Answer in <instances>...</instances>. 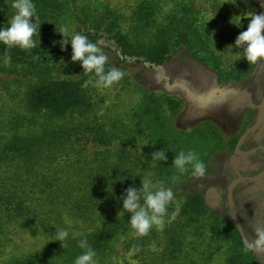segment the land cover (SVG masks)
<instances>
[{"label":"trees","instance_id":"16d2710c","mask_svg":"<svg viewBox=\"0 0 264 264\" xmlns=\"http://www.w3.org/2000/svg\"><path fill=\"white\" fill-rule=\"evenodd\" d=\"M249 2L229 0V11ZM34 3L41 23L39 46L24 51L0 44V74L30 76L37 81L24 102L25 116H15L0 126V264H74L83 251L78 246L82 238L97 252L99 264H115L114 257L123 255L120 246L137 264H214L220 252L226 264H255L252 252L243 251L245 244L232 221L210 212L202 194L174 189L183 186L189 175L173 183L170 160L151 163L139 151L134 156L128 149L138 148L142 139L155 141L158 136H153L149 125L159 124V119L170 121L181 111L182 101L138 88L142 100L134 108L135 119H130L133 128L125 116H99L85 88L95 77L71 60L70 44L61 50L59 43L63 37L57 30L61 20L69 17L72 32L86 35L108 57L106 71L114 66L126 72L116 85L134 92L137 88L129 73L136 65L156 69L181 47L190 54L201 51L202 44H194L188 10L181 9L178 0H136L131 27L125 31L122 16L110 4L96 15L89 0ZM10 8L0 1V27L8 26L14 13ZM9 56L11 62L6 65L4 58ZM58 72L74 78L55 81L53 75ZM220 75L225 72L218 71ZM142 109L145 116L139 119ZM205 126L203 138L214 149L234 146H224L218 131ZM88 141L105 150L87 157L76 144ZM169 144L174 148V143ZM114 145L118 147L111 149ZM147 172L153 180L173 187L182 204L177 219L169 220L163 231L153 228L147 236L136 237L128 214L119 213L121 198L128 187L139 188ZM173 211L170 206V216ZM64 228L70 233L66 248L50 241L40 250L6 254L14 248L15 236L54 239L55 229Z\"/></svg>","mask_w":264,"mask_h":264},{"label":"rangeland","instance_id":"374dc122","mask_svg":"<svg viewBox=\"0 0 264 264\" xmlns=\"http://www.w3.org/2000/svg\"><path fill=\"white\" fill-rule=\"evenodd\" d=\"M0 1L6 2L7 7L11 9L12 0ZM228 2L229 0H178L180 8L188 10L187 17L189 25L192 26L194 44H202V49L193 50L190 54L181 47L169 62L156 69L147 68L148 65H136L129 73L131 82L133 81L137 88L134 92L123 90L118 85L111 89H98L95 80H88L85 88L99 116H125L126 123L131 128L133 125L130 119H135L134 108L142 100L138 88L181 100V111L173 115L170 121L163 123L159 119V124L149 125L153 136H158L155 141L142 139L137 145L138 148L133 146L128 149L134 156L139 151L151 163L156 162L152 160V153L161 149H165L167 160L171 163L180 150H194L199 153L207 165L208 174L200 179L189 176V183L185 182L183 186L178 185L174 189L200 193L205 199L209 190H219L221 200L214 207L207 204L208 209L224 221H232L235 225L232 219L233 208L247 242L252 238L257 221L264 226V154L257 152L258 149L264 151V62L250 65L243 57L236 60L238 57L233 54L241 50L232 48L231 52L229 46L234 44L241 32L247 30L249 19H242L240 27L231 24L230 20L233 18L235 23V16H244L251 12L264 13V0H251L246 6L241 5L237 10L233 9L235 14L229 11L231 3ZM135 3L136 0H89L88 6L90 5L91 12L96 15H99L107 4L117 8L122 16L123 28L128 31ZM63 27L72 32L73 26L69 17L61 20L59 29ZM220 70L225 72V75L218 76ZM73 78L74 75L63 72L53 75L55 81ZM36 83L30 76L0 74V126L8 124L15 116H25L24 102ZM144 116L142 109L139 119ZM258 122H261L260 125L240 141ZM205 124L218 131L224 140V146L231 143H234V146L214 149V145L203 138L207 128ZM142 128L146 129V126ZM171 142L175 145L170 149ZM184 142L188 143L189 148L184 149ZM117 147L118 145H114L111 149ZM76 149L83 150L87 157H93L105 150L89 141L86 144H76ZM168 172L172 176L177 175L173 165ZM242 178L245 180L236 184L229 196L228 189L232 182ZM177 214L170 221L177 219ZM170 221L166 222L165 227ZM77 230L81 231L79 228ZM50 240L51 237L15 236V246L8 248L6 254L40 250ZM119 250L124 256L119 257L117 254L114 257L115 264H122L125 260L130 264H137L132 254L123 253L121 246ZM224 258L222 252L217 253L213 262L226 264ZM252 258L255 264H264V253L252 252Z\"/></svg>","mask_w":264,"mask_h":264},{"label":"clouds","instance_id":"9594fccd","mask_svg":"<svg viewBox=\"0 0 264 264\" xmlns=\"http://www.w3.org/2000/svg\"><path fill=\"white\" fill-rule=\"evenodd\" d=\"M11 6L14 13L8 26L0 27V44L7 49L19 48L24 51L35 49L40 44L41 23H38L39 16L34 0H12ZM235 17L237 21L234 23L231 18L230 23L236 27L241 26L242 19H249L247 30L241 32L234 44L229 46L231 52L232 48L241 50L233 54L238 57L236 60L243 57L250 65L264 62V13L251 12ZM57 31L63 37L59 41L61 50L71 45V60L80 62L82 70L95 77L94 83L98 89H111L125 77L126 72L114 66L106 71L108 57L95 43L90 42L86 35L70 32L67 27ZM10 62V56L4 58L6 65ZM152 160L166 162L165 149L154 151ZM172 165L177 173L173 183L185 175L200 179L208 174L205 161L194 150H180L175 155ZM121 199L122 210L119 213L128 214L132 235L136 237L147 236L153 228L163 231L166 222L175 217L182 204V201L177 200L173 187L166 186L164 181L153 180L151 174L141 180L139 188L128 187ZM170 206H174L171 216ZM66 223L71 226L70 221ZM53 235L54 239L50 241L60 242L62 248L68 246L70 233L67 228L55 229ZM78 246L83 251L75 258L74 264H99L97 252L89 245L87 239H80ZM243 251L264 253V226H261L260 221L256 222L252 238L245 243Z\"/></svg>","mask_w":264,"mask_h":264},{"label":"water","instance_id":"95a60500","mask_svg":"<svg viewBox=\"0 0 264 264\" xmlns=\"http://www.w3.org/2000/svg\"><path fill=\"white\" fill-rule=\"evenodd\" d=\"M260 123H261V122H258V123L255 125L254 128L249 129V130L244 134V136L240 139V141L243 140V139H244L249 133H251L252 130L256 129V128L260 125ZM244 180H245V179L242 178V179H238V180H235L234 182H232V184L230 185V187H229V189H228L229 196L231 195V191H232V189L236 186V184H238L239 182H243ZM209 194H216L217 196H213V197H212V196H210ZM219 196H220V194H219V192H218L217 190H215V189H211V190H209V193H208V195H207V197H206V203H207V204H210V205L213 206V207L216 206V205L218 204L219 200H220ZM229 201H230V204H232L230 199H229ZM210 202H211V203H210ZM232 218H233V221H234L235 225H236L237 228H238V231H239L240 236H241V238H242V240H243V243L245 244V243H246V240H245V238H244V234H243V232H242V229H241L240 223H239V221H238L237 215H236V213H235V211H234L233 208H232ZM252 252L256 253L255 251H252Z\"/></svg>","mask_w":264,"mask_h":264},{"label":"flooded vegetation","instance_id":"af4514ba","mask_svg":"<svg viewBox=\"0 0 264 264\" xmlns=\"http://www.w3.org/2000/svg\"><path fill=\"white\" fill-rule=\"evenodd\" d=\"M258 153H263L264 154V151L263 150H261V149H258V151H257ZM218 192H219V194H220V191L219 190H217ZM210 196H217L216 194H211ZM219 198H220V200H221V194H220V196H219ZM219 200V201H220ZM211 203V202H210Z\"/></svg>","mask_w":264,"mask_h":264}]
</instances>
